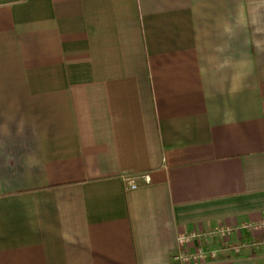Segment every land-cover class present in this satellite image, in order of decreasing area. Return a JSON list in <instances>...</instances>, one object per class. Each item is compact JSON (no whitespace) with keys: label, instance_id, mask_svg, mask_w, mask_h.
<instances>
[{"label":"crops","instance_id":"1","mask_svg":"<svg viewBox=\"0 0 264 264\" xmlns=\"http://www.w3.org/2000/svg\"><path fill=\"white\" fill-rule=\"evenodd\" d=\"M262 217L264 0H0V264H181Z\"/></svg>","mask_w":264,"mask_h":264},{"label":"built area","instance_id":"2","mask_svg":"<svg viewBox=\"0 0 264 264\" xmlns=\"http://www.w3.org/2000/svg\"><path fill=\"white\" fill-rule=\"evenodd\" d=\"M124 180L128 183L130 188H136L141 182H149L150 174L148 172H140L135 175H126ZM252 229L263 228L264 230V217L257 222L256 224L251 225ZM212 232H217L219 235H224L229 232V228H220L216 231L203 232L202 234L198 233H181L177 235V248L174 255V259L181 264H197L206 259H213L218 257L220 250L222 248H228L234 253H240L243 249L253 246L255 242L251 244L244 243H232L226 246H206L205 243H208V237ZM202 238L204 242L202 241ZM228 238V237H227Z\"/></svg>","mask_w":264,"mask_h":264},{"label":"rangeland","instance_id":"3","mask_svg":"<svg viewBox=\"0 0 264 264\" xmlns=\"http://www.w3.org/2000/svg\"><path fill=\"white\" fill-rule=\"evenodd\" d=\"M219 226V225H217ZM226 226V225H225ZM233 226H228L227 228H229V232L228 233H225L224 235H219L217 232L215 233L216 236H217V239H215V241L213 240V237H214V233L211 234L207 239H208V242L210 241V243H212L213 245L215 246H226L227 243H224L222 244V241L225 240V238H227L228 234L231 233V232H234L236 228H231ZM236 227V226H235ZM222 228H226V227H222ZM247 228V227H246ZM204 230V229H202ZM217 230V229H216ZM216 230H213V231H216ZM212 231V230H211ZM252 231L254 232L253 234V237H242L241 240L239 241L240 243H244L246 242L247 244H251L253 242H255V244L253 246H250L249 248H258V247H262L264 246V230L263 228H258V229H252ZM206 233L208 231H205Z\"/></svg>","mask_w":264,"mask_h":264}]
</instances>
